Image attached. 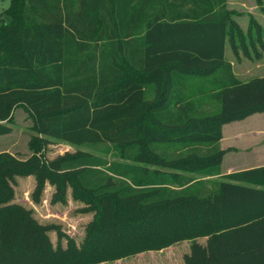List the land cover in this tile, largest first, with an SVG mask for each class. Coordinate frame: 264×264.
<instances>
[{
  "label": "trees",
  "instance_id": "obj_1",
  "mask_svg": "<svg viewBox=\"0 0 264 264\" xmlns=\"http://www.w3.org/2000/svg\"><path fill=\"white\" fill-rule=\"evenodd\" d=\"M237 14L227 0H9L0 135L16 109L32 133L28 155L0 150V264H98L207 238L206 264H264V165H221L224 125L264 112V75L242 79L226 56L260 57L264 25ZM206 97L219 108L201 111ZM53 140L93 151L48 158ZM31 175L34 202L50 183L51 203L71 189L93 213L80 243L13 201Z\"/></svg>",
  "mask_w": 264,
  "mask_h": 264
},
{
  "label": "rangeland",
  "instance_id": "obj_2",
  "mask_svg": "<svg viewBox=\"0 0 264 264\" xmlns=\"http://www.w3.org/2000/svg\"><path fill=\"white\" fill-rule=\"evenodd\" d=\"M241 1L244 2V5L236 6L235 4L233 9L239 12V14L235 17L244 30L249 25L250 16L256 17V20L259 22L264 21V13L260 9L257 0ZM8 5L9 0H0V23H2L4 19V10L8 7ZM260 50L262 53L260 57H256L254 51L252 57H246L242 51L238 54L235 53L230 46L228 47L226 55L233 63L234 71L237 76L242 79H247L252 76L264 75V49ZM207 77L212 78V76ZM199 103L200 105H198V107H200L201 111L204 112L214 111L219 108V104L217 105V102L207 97L200 100ZM31 124L32 121L26 111L23 109H16L13 131L9 134L0 135V150H7L8 148L17 155H28L30 152L28 139L32 133L30 128ZM234 126L245 132V135L240 138V141L244 140L241 145L247 147V149L242 148L240 150V153L243 152V156L248 155L249 153L260 156L264 153V113H255L253 117L251 116L249 119L237 121L231 125H226L225 131ZM256 129L262 130L260 132H256ZM227 135H230V131H227ZM245 136L249 138H244ZM79 149L93 151L90 147L71 144L62 140H53L45 148L46 156L48 158H53L66 151L73 152ZM237 155V153L233 152L227 153L224 157L223 164H231L233 161L232 158ZM239 158L243 157L240 156ZM218 178L220 177L215 179L218 180ZM35 185L36 179L34 176H17L16 184L14 186L15 195L13 201L21 203L28 208H32L34 216L42 223H60L63 229L70 235L74 236L80 243L85 234L84 229L86 227V219H88L87 215H89L78 212V209L83 206V202L74 200L71 195V189H69L67 196L69 200L65 205L63 203H51L50 200L54 188L50 183H47L41 196V201L36 203L32 198V192ZM49 234L54 244H56V232L51 231ZM64 242L65 239H63V243ZM216 249V241L213 238L183 240L164 249L142 251L122 259L101 262L98 264H206L207 262H213L216 259ZM188 260L190 261L189 263Z\"/></svg>",
  "mask_w": 264,
  "mask_h": 264
},
{
  "label": "crops",
  "instance_id": "obj_3",
  "mask_svg": "<svg viewBox=\"0 0 264 264\" xmlns=\"http://www.w3.org/2000/svg\"><path fill=\"white\" fill-rule=\"evenodd\" d=\"M227 4H228V8L230 9H233L235 4L236 6H240V5H244V2L241 1V0H227ZM257 6V5H256ZM255 6V7H256ZM254 7V6H253ZM257 8V7H256ZM255 8V9H256ZM240 10V9H238ZM256 18V17H255ZM237 19V18H236ZM257 19V18H256ZM238 21V20H237ZM258 21V20H257ZM239 22V21H238ZM261 24L264 25V21L263 22H260ZM240 24V23H239ZM248 28V27H247ZM246 28V29H247ZM245 29V30H246ZM228 49V48H227ZM226 54H227V50H226ZM227 56V55H226ZM264 113V112H262ZM258 114V113H257ZM254 114L248 116L247 118L245 119H249L251 116L253 117ZM263 118V117H262ZM243 119V120H245ZM243 120H238V121H243ZM237 121H233V122H230V123H227L224 125V129H223V138L221 140V147L224 149V150H227V152L225 153L224 157L226 156L227 153L229 152H233V153H237L238 155L234 158H232V163L231 164H223V161H224V157H223V160H222V174H229V173H232V172H235V171H239V170H244V169H249V168H252V167H256V166H261V165H264V153L260 156H256V155H253L251 153H249L248 155H245L243 156L242 153H240V150L243 148V149H247L246 146H242L241 143L244 141H240V138L242 136L245 135V132L242 130V129H239L238 127H231L230 129L226 130L225 131V126L226 125H231V124H234L236 123ZM262 130V129H261ZM260 129H256V132H260L261 131ZM227 131H230V135H227ZM244 138H249L247 136H245ZM259 141V140H257ZM254 142V140H253ZM228 143V144H227ZM252 144V143H251ZM250 144V145H251ZM248 146V145H247ZM261 146V144H260ZM263 149H264V143H263ZM8 151H12L10 149L7 148ZM246 152V151H245ZM240 153V154H239ZM243 157V158H239L240 156ZM218 176H214L213 178H217ZM222 178H218V180H221ZM69 200V198H68ZM82 207V206H81ZM84 214H89L87 215V218L86 219V225L87 223L92 219L93 217V213L91 212H88V213H84ZM89 220V221H88ZM85 230V229H84ZM65 244V242L63 243Z\"/></svg>",
  "mask_w": 264,
  "mask_h": 264
},
{
  "label": "water",
  "instance_id": "obj_4",
  "mask_svg": "<svg viewBox=\"0 0 264 264\" xmlns=\"http://www.w3.org/2000/svg\"><path fill=\"white\" fill-rule=\"evenodd\" d=\"M7 19H8V17H7Z\"/></svg>",
  "mask_w": 264,
  "mask_h": 264
}]
</instances>
